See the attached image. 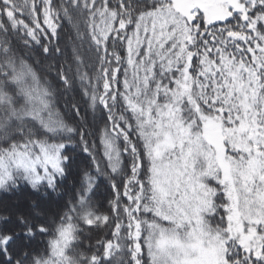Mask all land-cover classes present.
<instances>
[{"label": "snow or ice", "instance_id": "1", "mask_svg": "<svg viewBox=\"0 0 264 264\" xmlns=\"http://www.w3.org/2000/svg\"><path fill=\"white\" fill-rule=\"evenodd\" d=\"M0 264H264V0H0Z\"/></svg>", "mask_w": 264, "mask_h": 264}]
</instances>
